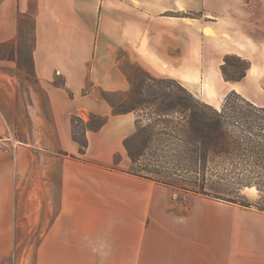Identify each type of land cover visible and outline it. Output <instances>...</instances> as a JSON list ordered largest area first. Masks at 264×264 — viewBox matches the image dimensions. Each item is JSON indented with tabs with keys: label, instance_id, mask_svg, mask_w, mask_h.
I'll return each instance as SVG.
<instances>
[{
	"label": "crops",
	"instance_id": "0c3cea01",
	"mask_svg": "<svg viewBox=\"0 0 264 264\" xmlns=\"http://www.w3.org/2000/svg\"><path fill=\"white\" fill-rule=\"evenodd\" d=\"M192 12L201 17L178 14ZM25 17L34 80L18 79L25 49L0 52V264L19 232L41 234L34 264H264V212L187 191L178 200L127 171L137 115L103 95L132 89L123 52L198 98L209 80L212 100L200 99L216 108L232 91L264 106L254 76L264 0H0V44L17 46ZM229 54L250 61L241 80L223 75ZM92 114L106 121L81 155L72 117Z\"/></svg>",
	"mask_w": 264,
	"mask_h": 264
},
{
	"label": "rangeland",
	"instance_id": "374dc122",
	"mask_svg": "<svg viewBox=\"0 0 264 264\" xmlns=\"http://www.w3.org/2000/svg\"><path fill=\"white\" fill-rule=\"evenodd\" d=\"M178 14L193 18L201 17V14L197 12ZM32 38L33 20L30 17H25L22 19L20 25V38L17 46L13 44H0V52L9 55L10 59H16L12 54L17 48H19L21 53H24L23 49H25L26 55H21L16 60L18 64V79L24 82L34 80L32 58L27 55L28 52L26 51L31 47ZM257 52L258 55L255 60L256 72L254 71V76L256 77L255 90L264 99V39ZM120 57L121 63L129 74L133 86L129 92L109 93L107 96L116 104L117 110L127 111L135 108L137 115V131L129 141V147L131 153L134 155V159L131 158L132 163L127 168V171L140 172L173 183H184L186 185L188 182H192L194 176L190 166H188V154L191 148L188 144L190 142V130L185 118L176 109H173L178 96H186L184 92L185 88L175 79L155 78L151 76L142 67L131 63L123 52H121ZM220 62L222 64V72L223 70L226 71L229 78H237L245 71L246 75L249 69H247V65L249 64L250 67V61L237 54L221 55ZM203 83L202 81L196 92L200 95V98L211 101V82L209 80L205 81L204 86L202 85ZM36 92L39 93L40 90L37 88ZM165 93L168 94V98L166 99L162 97V94ZM196 98L205 103L202 99ZM225 98L219 102V106L216 103L217 108L214 106L213 108L221 111ZM235 102L237 106H242L244 110L252 109L248 100L242 95H238ZM262 114L264 116V113ZM254 118L260 121V119H256L257 117H248L240 121V125L244 124L243 128L247 136H249L248 130L251 127L255 131L257 130V127L252 124H257ZM96 122L97 118L90 117L89 123L91 126L95 125ZM179 126L186 129L183 138L187 141V144L184 146H181L177 139V136L180 134L178 132ZM242 142L240 141L238 149L233 151L234 154L225 155V159H217L219 164L229 169L227 173H231L230 170L233 168H236L237 172L231 174L232 177L228 176L224 180H216L215 185L225 191L224 194H221L223 198L221 201L227 206L236 205L256 209L258 207L264 208V160H257L252 157L247 151L246 142L244 140ZM257 171H261V173ZM208 177L211 178V181L208 182L210 184L215 177H211L209 174ZM238 181L249 185H241ZM173 188L178 193L177 199L181 200L182 194L186 190ZM187 192L196 194L191 191ZM40 236V233L19 232L16 239L15 258H11L6 264H34L35 248Z\"/></svg>",
	"mask_w": 264,
	"mask_h": 264
},
{
	"label": "trees",
	"instance_id": "16d2710c",
	"mask_svg": "<svg viewBox=\"0 0 264 264\" xmlns=\"http://www.w3.org/2000/svg\"><path fill=\"white\" fill-rule=\"evenodd\" d=\"M248 68L249 64L247 65V69ZM245 73L246 71L237 78H229L226 71L223 70V75L227 80H240L245 76ZM54 82L59 84L57 80ZM184 92L186 96H178L173 109H176L185 118L186 123H188L190 130V142H188V144L191 146L188 154V166L191 168L194 180L185 185L184 183H173L140 172H130L151 178L168 186L222 200L223 198L221 197V194H224L225 191L215 185L217 182L216 180H224L226 177H230L231 174L237 172V169L233 168L230 170L231 173H227L229 172V169L219 164L217 159H225V155L234 154L233 151L238 149L240 141L242 142L244 140L247 144V151L251 156L257 160H264V116H262V113H264V106H256L248 101L250 106H252V109L244 110L242 106H237L235 102V99H237L240 94L232 91L226 96L222 110L218 111L216 108H213V106L198 100L187 89H184ZM107 94L108 93H103L105 98L112 104L116 114L135 111V108L127 111L117 110L116 104L107 96ZM162 97L166 99L168 98V94H162ZM91 117L97 118V122L93 126H91L89 122H85V120L78 115L72 117V135L74 140L80 145L81 155L85 153L88 145L87 130L97 129L106 121V118L97 114H92ZM248 117H257L256 119H260V121H258L254 118L257 124H252L257 127V130L255 131V129L251 127L248 130L249 136H247L244 131V124L240 125L241 119L245 120ZM178 132L180 134L177 136V139L180 145H186L187 141L183 138L186 129L179 126ZM131 138L132 136L125 140V147L127 148L130 157L134 159V155L131 153L129 147V141ZM257 172L261 173V171ZM208 174L211 177H215L210 184H208V182L211 181V178L208 177ZM238 183L244 186L249 185L240 181H238ZM241 204L245 205L243 203ZM257 209L264 212V208L258 207Z\"/></svg>",
	"mask_w": 264,
	"mask_h": 264
}]
</instances>
